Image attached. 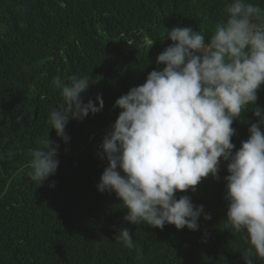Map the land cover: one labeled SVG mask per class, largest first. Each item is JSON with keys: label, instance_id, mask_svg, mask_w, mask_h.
Masks as SVG:
<instances>
[{"label": "trees", "instance_id": "1", "mask_svg": "<svg viewBox=\"0 0 264 264\" xmlns=\"http://www.w3.org/2000/svg\"><path fill=\"white\" fill-rule=\"evenodd\" d=\"M229 2L0 0V264H245L248 245L226 219V163L218 181L209 177L187 193L212 217L200 218L199 231L133 225L116 194L97 188L107 166L100 145L121 111L115 101L163 67L156 61L172 43L168 30L193 27L207 41L226 21ZM250 2L264 8V0ZM72 74L92 83L84 102L101 94L104 108L70 120L65 143L48 121L62 103L53 79ZM257 104L264 109V88ZM257 119L247 111L234 122L237 149ZM48 137L59 145L60 163L39 186L28 175L30 151ZM124 227L143 259L115 242Z\"/></svg>", "mask_w": 264, "mask_h": 264}, {"label": "clouds", "instance_id": "2", "mask_svg": "<svg viewBox=\"0 0 264 264\" xmlns=\"http://www.w3.org/2000/svg\"><path fill=\"white\" fill-rule=\"evenodd\" d=\"M225 12L226 21L207 41L193 27L168 30L165 37L172 43L156 61L163 67L115 101L114 109L121 111L100 145L107 166L97 188L116 194L126 209L124 221L133 225L199 231L200 218L212 217L187 193H195L209 177L218 181L226 163V219L248 245L242 251L245 264H254L264 261V109L257 104L264 88V8L250 0H230ZM53 84L62 103L48 122L68 143L70 120L100 113L104 100L97 94L95 102H84L92 84L87 76L57 75ZM247 111L258 119L248 121L249 136L237 149L233 124ZM58 149L48 137L43 147L30 151L28 175L39 186L56 174ZM115 242L143 259V248L127 227Z\"/></svg>", "mask_w": 264, "mask_h": 264}]
</instances>
